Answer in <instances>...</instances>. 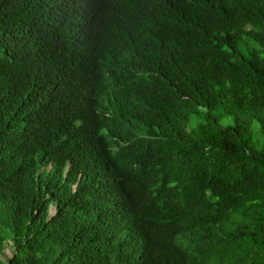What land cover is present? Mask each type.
<instances>
[{"label": "trees", "instance_id": "obj_1", "mask_svg": "<svg viewBox=\"0 0 264 264\" xmlns=\"http://www.w3.org/2000/svg\"><path fill=\"white\" fill-rule=\"evenodd\" d=\"M105 5L0 0V264H264V0H204L187 39L149 34L164 89L121 129L98 113ZM172 167L182 214L142 189Z\"/></svg>", "mask_w": 264, "mask_h": 264}, {"label": "clouds", "instance_id": "obj_2", "mask_svg": "<svg viewBox=\"0 0 264 264\" xmlns=\"http://www.w3.org/2000/svg\"><path fill=\"white\" fill-rule=\"evenodd\" d=\"M105 1L99 62L103 93L98 113L102 117L117 118L121 129L122 125L129 127L128 117L137 112L138 98L164 89L163 84L154 85L149 79L148 63L153 51L148 35L156 33L159 39L166 41L187 39L194 29L204 0ZM163 29L167 33L162 32ZM145 137L146 134H136L122 140L117 134L113 140L131 146L139 145L141 140L147 139ZM133 160L126 158L123 170L139 176L140 171ZM143 173L142 189L148 197L171 212L174 210L182 214L187 209L189 205L185 201L184 183L181 178L174 176V167L169 171L153 168L148 176L147 172ZM177 218L184 224L181 217Z\"/></svg>", "mask_w": 264, "mask_h": 264}, {"label": "rangeland", "instance_id": "obj_3", "mask_svg": "<svg viewBox=\"0 0 264 264\" xmlns=\"http://www.w3.org/2000/svg\"><path fill=\"white\" fill-rule=\"evenodd\" d=\"M216 117L219 118V119H220V118L222 119L224 116H223V114H218V115H216ZM229 121H230V119H229V118H226V119L222 122V124L225 125V124H226L227 122H229ZM8 253H10V251H8Z\"/></svg>", "mask_w": 264, "mask_h": 264}, {"label": "water", "instance_id": "obj_4", "mask_svg": "<svg viewBox=\"0 0 264 264\" xmlns=\"http://www.w3.org/2000/svg\"><path fill=\"white\" fill-rule=\"evenodd\" d=\"M53 212V211H52Z\"/></svg>", "mask_w": 264, "mask_h": 264}]
</instances>
